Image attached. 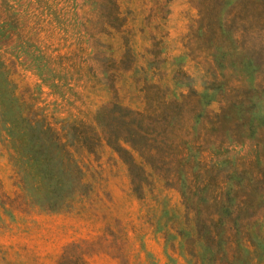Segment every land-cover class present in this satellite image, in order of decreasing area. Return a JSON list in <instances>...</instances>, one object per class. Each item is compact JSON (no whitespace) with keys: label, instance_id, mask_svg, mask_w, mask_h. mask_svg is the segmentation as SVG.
<instances>
[{"label":"rangeland","instance_id":"374dc122","mask_svg":"<svg viewBox=\"0 0 264 264\" xmlns=\"http://www.w3.org/2000/svg\"><path fill=\"white\" fill-rule=\"evenodd\" d=\"M0 264H264V0H0Z\"/></svg>","mask_w":264,"mask_h":264}]
</instances>
